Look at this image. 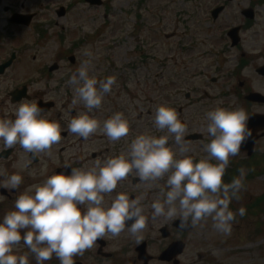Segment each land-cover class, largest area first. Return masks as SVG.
Instances as JSON below:
<instances>
[{
    "label": "clouds",
    "instance_id": "obj_1",
    "mask_svg": "<svg viewBox=\"0 0 264 264\" xmlns=\"http://www.w3.org/2000/svg\"><path fill=\"white\" fill-rule=\"evenodd\" d=\"M84 55L91 53L85 51ZM89 64L85 61L69 77L72 105L81 103L86 111L71 118L67 131L87 140L99 130L110 141H118L129 134L124 113H113L102 126L90 115L101 107L116 78L98 80L90 75ZM12 116L0 118V153L19 145L32 158L40 153L51 155L52 146L61 141L60 123L50 119L36 102H20ZM206 119L207 156L189 154L187 125L174 108L161 103L154 110L153 122L166 134L137 135L127 152L96 159L91 167L66 165L68 174L54 170L42 182L20 191L13 209L0 219V264H31L33 258L35 264H46L53 257L59 264H75L74 257L83 256L98 240L107 235L118 237L125 229L139 243L149 219L144 214V195L131 198L124 191L112 195L130 174L149 188L166 177L167 191L162 189L150 205L152 220H178V226L187 229L211 218L215 230L230 235L236 218L230 202L240 199L247 172L240 168L238 177L229 183L223 178L230 156L238 155L252 137L250 116L242 107L217 106L206 113ZM170 138L178 148L170 146ZM0 177H5L0 188L19 191L23 182L19 173L6 175L0 168ZM238 215L245 216L246 208L241 206ZM21 243L28 251L16 254Z\"/></svg>",
    "mask_w": 264,
    "mask_h": 264
},
{
    "label": "flooded vegetation",
    "instance_id": "obj_2",
    "mask_svg": "<svg viewBox=\"0 0 264 264\" xmlns=\"http://www.w3.org/2000/svg\"><path fill=\"white\" fill-rule=\"evenodd\" d=\"M157 1L161 0L133 1L137 15L148 14L154 9L152 3ZM214 1L216 2L214 6L208 7L209 13L206 18L213 24L211 31L214 33L208 40V46L211 47L208 49V53L211 54L213 51L219 50V54H224L235 50L239 54V58L246 59L247 53L243 45L242 35L250 28L251 21L244 19L243 22L237 24L240 25L241 37L238 45L231 46L228 38V30L235 20L233 18L239 16L243 19L244 8H240L238 16H234L232 13H227L230 6L229 2ZM55 3L53 0H0V118H5L6 114L7 118H14L12 116L13 110L22 101L36 102L50 119L60 123L62 129L61 141L52 146L51 155L40 153L38 157L32 158L31 154L26 153L19 145L0 153V168L6 170V175L19 173L23 177L19 191L0 188V219L7 211L13 209L16 196L20 191L32 184L42 182L54 170L56 172L65 171V174H68L70 168L65 169L66 165L91 167L96 159L127 152L131 140L137 135L160 136L166 134V131L161 132L156 129L153 115L150 117V121L146 120L140 124H137V120L143 115L125 116L129 121V134L115 142L110 141L99 130L87 140L67 131V125L71 118L77 115L79 111H86V109L83 105H72L74 94L65 80H68L71 74L85 61H90L89 71L98 80H101L104 58H102L101 51H92L93 43L90 38L72 41V35H70L68 53L60 55L59 51L56 50L53 55H47L42 44L57 38L54 33L55 27L59 25L57 17H50V11L57 15L58 5L55 7ZM157 4H161V2ZM218 6H223V10L216 20H212L211 12ZM246 7L255 10L252 4ZM105 9L107 8L105 7ZM69 11L70 6L67 5L66 12L69 13ZM185 14L186 12L179 9L174 20L177 25L182 27V30L178 34L173 31L166 37L167 39L177 37V40L170 45V51L183 55L187 60L186 64L190 65L193 59L203 56V39L200 37L199 24L193 23L189 27L182 20L185 19ZM26 16H32L28 25L25 23ZM76 16L79 18L77 13ZM222 16L227 22L215 26V23ZM223 44L226 45L227 49L223 48ZM82 45L86 47V50L89 48L91 53L93 52V59H91L92 54L91 56L78 55ZM147 46L151 47V41ZM139 49L140 47H138ZM154 50L155 47H151L146 51H135L134 54L149 59ZM96 52L101 54V61H97ZM69 56H73L72 62ZM201 78H203L202 73L195 74L192 76L190 84H185V88L188 90L183 94L184 103L179 106L181 107L180 111H177L180 117L184 109L187 108L185 103L196 96L198 88L192 83ZM202 94L203 98L198 99L199 101H202L204 96H208L206 92ZM235 94V91H231L229 97L236 96ZM173 99L168 97L170 103L176 102L177 98ZM198 100H195V103H198ZM105 105L103 104L102 108ZM117 111L121 112V108H114L113 106L107 113H103L100 109H93L90 115L96 118L102 126L104 120ZM147 113L150 115L151 110H148ZM181 121L188 128L186 137L193 133L201 135L200 140H191L188 141V144H199L200 146L197 147L199 148L201 144L208 143L206 140H209V136L205 133L206 131L192 129L194 123L191 118H185ZM169 144L173 147L174 140L170 138ZM2 147L3 143L0 141V148ZM3 179L5 177H0V180ZM165 180L166 177L152 183L149 188L147 184L140 183L136 178L133 179V175L130 174L127 179L119 182L112 195L120 191L128 193L131 198L144 195V214L149 219L147 227L142 233V240L137 243L135 238L127 232V229L118 237L107 235L103 240H98L92 249L85 251L83 256L74 257L75 264H188L190 263L189 252L201 257L202 248L213 245L214 227L211 218L199 222L190 229H181L178 226V220H165L164 218L152 220L150 218L151 202L160 195L162 189L167 191ZM105 198L108 199L107 196ZM192 246L195 247L190 249ZM169 248L172 249L170 253L168 252ZM188 249L190 250L188 251ZM25 250H28L27 247ZM46 264H59V262L53 257Z\"/></svg>",
    "mask_w": 264,
    "mask_h": 264
},
{
    "label": "rangeland",
    "instance_id": "obj_3",
    "mask_svg": "<svg viewBox=\"0 0 264 264\" xmlns=\"http://www.w3.org/2000/svg\"><path fill=\"white\" fill-rule=\"evenodd\" d=\"M53 1L70 6L69 13L59 19L60 32L66 38L65 44L70 43L71 32L76 34L74 37L76 40L91 38L92 51H101L102 58H104L102 62L103 76L115 75L126 83L125 89L121 91L118 87L114 88L108 95L105 100L107 104L100 108L103 113H107L113 106L116 108L119 105L122 109L121 112L127 117L143 115L138 118L137 124L146 120L150 121L158 104L166 103L170 107L174 105L169 101L167 103L169 96L166 88L171 90V94L179 95L176 104L184 103L183 94L188 90L183 86L184 82L190 84L192 76L200 73L204 74V78L192 83L198 88L196 96L185 103L187 108L184 109L182 116H179L181 120L191 118L194 123L193 130L206 131V113L217 106L242 107L248 114L264 112V105L244 101L243 96H232L229 102L228 98H224L220 94V91L224 89L219 86L222 83L235 88L237 82L241 80L245 82L246 88L258 90L264 94V77H259L254 72L256 66L264 62V2L258 4L260 0H234L227 10V13H232L234 16H238L240 8L250 4L256 5L255 9L257 10L255 20L250 23V28L242 35L248 62L245 68L241 71L238 70L241 77L237 79L236 74H232L238 64L239 56L235 50L221 56L219 50H215L211 54L208 53V49H211L208 46V40L214 33L211 31L213 24L206 18L209 13L208 7L214 6L216 3L214 0H161L154 2L152 3L154 16L145 13L143 15L145 24H141L136 17V8L133 7L135 0H113L106 10L104 6L88 7L78 0ZM219 1L223 2V0ZM160 2L161 4H157ZM179 9L186 12L184 18L187 20V26L191 27L193 23L200 25V37L203 39V56L193 59L190 65L186 64L187 60L183 55L170 51V45L177 40V37L173 39L166 37L173 31L178 34L182 30V27L174 22ZM53 14H50L51 18H54ZM233 19L235 20L231 24H240L244 20L239 16ZM103 22H106V26ZM225 22L227 21L222 16L215 26L223 25ZM228 24L230 26V23ZM142 25L144 27L139 28ZM62 26L65 29H62ZM95 41L97 42L94 43ZM149 41L155 50L143 65L142 59L133 54L132 56L131 53L150 49L151 47L147 46ZM42 45L49 56L53 55L56 50L61 54L63 50V45L58 38L51 39ZM138 47H140L139 50ZM224 47L227 49L225 44H223ZM85 51L91 53L89 48L86 50V47L82 45L78 55L85 56ZM93 52L91 59L94 56ZM96 54L97 61H101V54L97 52ZM112 63L113 67H111ZM211 78H216V83L210 84ZM203 92H206L208 96H204V99L199 101L198 99L203 98ZM240 92L245 93L242 90ZM173 98L174 96L171 95L170 99L174 100ZM195 100H198V103H195ZM148 110H151L150 115L147 113ZM175 110H177L176 107ZM139 128L140 126L137 129L139 130ZM198 146L200 145L189 144V154L192 153L197 158L207 156L204 145L201 144V147L197 148ZM173 147L178 148L175 144ZM195 148L196 150H194ZM254 154L250 160L246 158L245 153L230 156L227 168L232 164L231 158L235 157V160L232 158L233 164L247 165L251 173L247 175L246 183L239 194L240 199L232 200L234 206L230 209L236 214V218L232 222L231 234L224 235L213 229L216 231H213V245L202 248L201 259L196 264L199 262H202L201 264H264V137L256 143ZM261 196L263 204L260 209H257L252 215L248 213L243 217L238 215V209L241 206H245L248 212L247 208ZM194 247L192 246L190 249ZM17 248L19 251L16 254L28 251L25 250L23 244L18 245ZM31 264H35L34 258L31 260ZM191 264H195V262L191 261Z\"/></svg>",
    "mask_w": 264,
    "mask_h": 264
},
{
    "label": "water",
    "instance_id": "obj_4",
    "mask_svg": "<svg viewBox=\"0 0 264 264\" xmlns=\"http://www.w3.org/2000/svg\"><path fill=\"white\" fill-rule=\"evenodd\" d=\"M221 10V8L216 9L215 11H213V18H215L217 16V13ZM236 32V29H233L230 34H234ZM237 40L235 39V41L233 43H236ZM260 74L264 75V67L260 68L257 70ZM246 99L253 101V102H261L264 103V97L261 96L258 93H250ZM248 127L249 129L252 131V137L249 138L244 145H242V149H246L248 151V154L251 153L252 151V147L253 144L255 142V140L257 139V135L256 132L259 130L264 129V115H259V114H252L250 115V119L248 121ZM264 134V133H262Z\"/></svg>",
    "mask_w": 264,
    "mask_h": 264
}]
</instances>
